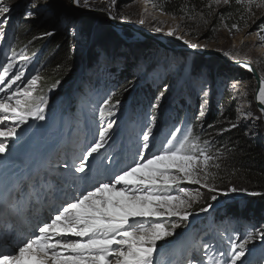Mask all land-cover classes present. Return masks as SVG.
<instances>
[{
  "label": "rangeland",
  "instance_id": "rangeland-1",
  "mask_svg": "<svg viewBox=\"0 0 264 264\" xmlns=\"http://www.w3.org/2000/svg\"><path fill=\"white\" fill-rule=\"evenodd\" d=\"M33 2L37 4L36 8L31 7ZM68 2L0 0V5L10 7L6 17L7 23L2 25L4 35L0 37V73L4 72V65L8 63V58L12 57L10 38L15 22L20 18L29 23L45 24L52 32L67 34L72 42L71 51L75 57V74L68 82L66 91L46 105L43 121L30 119L27 124L17 129L18 135L9 142L7 154L5 153L7 157L9 151L15 149L20 142L33 146L30 140L38 138L42 129L48 127V131L43 134H52L48 143L55 155L46 176L52 172L56 180L49 179L46 184L43 174L33 177L27 186L34 194L43 198L51 195L48 183L53 184L52 188L57 190L66 188L68 194L73 193V197L80 188H83V192L91 187V184L80 181L73 183L71 177L79 174L73 172L72 165L74 160L79 164L76 157L82 156L83 148L98 138L101 125L99 112L98 117L92 118L89 107L92 104L90 97L95 98L99 93L96 88L87 89V85L92 79H102L104 75L108 79H111L113 74L116 76L119 73L120 78H123L124 73L128 75L125 91V94H129L128 98L133 95L139 97L146 89L150 91L151 98L146 99L145 103L147 102L153 111L148 118L143 117L140 112L135 123L130 122L126 109L120 114L106 117V122L114 121L111 139L100 153L90 158L91 171L88 175L96 180L105 179L106 169L116 172L131 166L139 159L137 153L142 145V133L148 127H153L150 137L152 147L146 155L150 157L160 150L169 134L175 130L173 121L177 118V113L186 106L191 111L198 133L203 137L201 143L207 139L211 147L215 148L216 140L219 142L217 136L224 132L223 129H232L231 123L234 122L237 124L236 128L244 131L254 142L264 145V118L253 104L252 79L244 80L240 72L244 71L243 69L234 68L224 61H246L254 66L260 80L264 78V10L252 7V15L249 16L248 10L235 0H230L229 5L221 6H209L210 0H204V3L201 2L195 9L199 14L184 11L183 18H175L158 11L156 4L150 0H90L89 9L77 8ZM108 9L117 17L115 21L139 26L142 28L140 31L147 32L153 40L162 42L166 49H161L152 41L141 39L128 30L112 29L108 24ZM224 9L228 12L223 13ZM29 11L34 15L26 18ZM85 11L92 13L85 14ZM68 16L82 26L78 35H73L72 29L65 27L61 22ZM141 19L144 20L143 25L139 23ZM157 27L161 28L160 32L155 31ZM169 31L174 34L167 35ZM177 36L180 39H177ZM185 41L197 44L198 47L192 49ZM213 53L222 57H206ZM29 56L28 54L25 57L29 59ZM28 59L23 60L19 56L14 58L13 67L5 77L6 81L18 72L23 75L21 81H17L10 91L23 87L29 79L36 76V69L33 70L32 67L29 72H25L35 61ZM183 67H194L198 72L203 70V75L190 77L181 71ZM4 87L6 84H0V88ZM205 91L208 93L207 97L204 96ZM2 96L3 92H0V97ZM158 96L159 101L156 99ZM72 97L76 99L74 110L77 115L67 111L68 101ZM205 101L207 103L204 104V116L197 120L201 104ZM225 106L228 109H225ZM219 129H222V132H218ZM21 133L24 137L19 141ZM3 156H0V159ZM64 164H67L68 168L63 167ZM61 174L63 176H60ZM33 182L38 183L32 187ZM215 186L218 190L216 193H208L207 189L187 182L174 187L173 195H179L180 188L189 192L199 191L203 195L199 202L193 204V215L189 221L176 228L173 236L158 242L154 264H180L182 259L183 262L188 259L207 261L211 257L224 259L225 257H220V253H228L231 240L243 238L248 231L264 230V217L262 221L251 220L242 211L230 214L226 221L220 220V225L215 224V219L210 216L226 207L238 208L248 198L244 192L221 195L219 193L226 192L227 189L220 190L216 181ZM19 187L15 196L21 192ZM212 195L217 196L215 201L211 200ZM209 204L212 207L207 212H194L195 209L207 207ZM59 205L48 200V216ZM175 219L172 218V221ZM203 244L209 245L207 255L201 247ZM247 247L244 264H264V242L257 239Z\"/></svg>",
  "mask_w": 264,
  "mask_h": 264
},
{
  "label": "snow or ice",
  "instance_id": "snow-or-ice-1",
  "mask_svg": "<svg viewBox=\"0 0 264 264\" xmlns=\"http://www.w3.org/2000/svg\"><path fill=\"white\" fill-rule=\"evenodd\" d=\"M235 2L247 9L249 16L252 15V7L264 10V0ZM69 4L77 8H90V0H69ZM229 4L230 0H210L209 6ZM31 7L36 8L37 4L33 2ZM106 11L108 19L117 18L110 9ZM9 12L10 7L0 5V37L4 35L2 25L7 23ZM33 15L34 13L29 11L26 18ZM61 22L65 27L72 29L73 35H78L82 27L70 16ZM139 23L143 25L144 20L141 19ZM155 31L160 32L161 28L157 27ZM173 34V31L167 33L169 36ZM45 35L52 36L54 33L47 32ZM177 39L180 37L177 36ZM188 47L196 49L198 45L188 43ZM14 57L15 52L4 65V72L0 73V84H6V87L0 88V92H3L0 97V156L5 155L9 142L17 137V129L21 125L27 124L30 119H45L44 112L48 103L46 96L35 94L39 75L33 76L23 87L10 91L17 81H21L23 75L18 72L6 81L5 77L13 67ZM21 59L28 58L22 55ZM241 67L254 71L248 62L241 63ZM181 71L190 77L203 75V70L198 72L194 67H183ZM207 95L205 91L204 96ZM156 99L159 101L160 97ZM257 99L264 105V78L260 80ZM119 103L117 100L113 104L111 96L103 101L99 108L101 125L98 138L83 148L82 156L76 157L79 160L78 165L75 160L73 162L72 170L79 174L71 177L73 183L80 181L91 184L90 188L65 200L44 221L37 223L35 231L38 235H25L24 230L28 227L27 207L24 215L5 211L0 221L6 237L0 243V264H154L158 242L173 236L176 228L189 221L193 215V204L199 202L203 195L199 191L189 192L183 188L179 189V195H173L174 187L187 182L207 189L208 193L218 191L215 181L221 170V163L217 161L221 160L223 152L217 149L213 153L210 141L205 139L201 143L199 135H193L192 127H188L182 136L177 135L181 130L175 129L169 134L170 138L166 139L162 148L150 157L146 152L152 147V127H148L142 133V145L137 153L139 159L131 166L116 172L106 169L107 175L103 180L89 176L90 158L100 153L111 139L114 121L106 122V117L116 115L115 109ZM205 103L207 101L201 104L197 120L204 116ZM261 117H264V108L261 109ZM236 127V123H231V128ZM63 167L68 168V165L64 164ZM211 169L217 171L213 172ZM238 191H244L250 197L261 195L259 192L236 187H229L226 192L219 194L228 195ZM216 199V195L211 196L212 201ZM9 200L19 203L15 197L9 196L4 202L5 208ZM211 207L209 204L200 211L207 212ZM149 217L153 219H148ZM172 218H176L174 222ZM257 239L264 242V230L248 231L243 238L231 240L228 253H220V257H225L224 259H189L187 264H244L247 246ZM201 247L207 255L209 245L203 244Z\"/></svg>",
  "mask_w": 264,
  "mask_h": 264
},
{
  "label": "trees",
  "instance_id": "trees-1",
  "mask_svg": "<svg viewBox=\"0 0 264 264\" xmlns=\"http://www.w3.org/2000/svg\"><path fill=\"white\" fill-rule=\"evenodd\" d=\"M150 1L156 4L158 11L175 18H183L184 11L199 14L200 12L195 9L201 2L204 3V0ZM222 12H228V10L224 9ZM47 32H52V30L45 24L29 23L20 18L13 27V35L10 38V50L11 56L15 52L14 58L29 54L28 60L35 59L25 72H29L30 67L33 70L36 69V75H39L40 79L35 94L37 96H46L47 104H49L54 98L60 97L66 91L68 82L73 79L75 74L76 64L75 57L71 51L72 42L68 35L53 32L54 35L46 36L45 33ZM240 72L244 80H250L246 72ZM105 76L97 81L92 79L87 85V89L96 88L99 93V96L93 98V104L91 105L93 108L89 110L92 118L98 116V109L109 96L112 97L113 104L117 100L120 102L115 109L116 114H120L126 109L131 121H134L136 117L139 118L140 112L145 118L151 117L153 110H151L147 102L145 103L146 99L151 98L150 91L146 89L145 92L142 91L143 95L140 94L139 97L133 95L132 98H128L129 94H125L128 86V80H126L128 75L124 73L123 78H120L118 73L116 76L114 75V79H112V76L111 79L105 78ZM54 84L56 87L53 88ZM81 94L84 93L81 92ZM127 106L128 108H126ZM225 109L228 108L225 106ZM191 116V111L187 106L177 113V118L173 121V124H176V129L179 128L181 130L177 135L182 136L188 127H192L193 135H199L200 140H203ZM156 121L155 117V123ZM218 132H222V129H219ZM217 139L219 142L216 140L215 148H212V152L215 153L217 149L223 152L221 160L217 161L221 163V170L218 172V178L216 179V184L220 186V190L236 187L242 190L259 192L261 195L256 197L248 196L247 201H244L240 207H226L210 217L215 219V224L220 225L222 224L220 220L225 219L223 221H226L230 214L242 211L247 218L262 221L264 217V145L254 142L239 128L224 131L217 136ZM212 171L216 172L217 170L212 169ZM238 192L242 193L244 191ZM200 209H195L194 212Z\"/></svg>",
  "mask_w": 264,
  "mask_h": 264
},
{
  "label": "bare ground",
  "instance_id": "bare-ground-1",
  "mask_svg": "<svg viewBox=\"0 0 264 264\" xmlns=\"http://www.w3.org/2000/svg\"><path fill=\"white\" fill-rule=\"evenodd\" d=\"M134 27L137 30H142L137 25H134ZM119 30V29H117ZM259 93V92H258ZM258 96V94H257ZM38 128V126L36 127ZM48 131V127L45 126L42 129V132L38 138H33L30 140L31 145H23L22 142L13 150H10L6 156V154L0 159V193L6 187L8 189V192H13V187L16 186L18 183H20L25 177L29 176L30 174L29 169L31 168V164L35 161L37 163L41 161H46L47 159L51 158L53 154L51 152H48L44 150L45 148H49L50 145L48 143L49 139L51 138L52 134L44 133L43 132ZM24 137V134H19V141H21ZM57 168V167H52ZM7 184V185H6ZM6 185V186H5ZM20 190L22 193L12 196L15 197L19 203H16V205H13V201L9 200L7 204V208H5V200H0V221H2L3 215L5 211L8 212H18L22 215V213L25 212V208L27 207L29 214L27 217L28 220V227L25 228V235L28 234H37L38 232L35 231V225L41 221H44L47 218V214H44L42 218L36 220V216L31 213V210H33V205L39 204L40 199L39 196L34 194L33 191H31L27 184L20 185ZM44 206H46V203H43L40 205V209L43 210ZM1 224V223H0ZM35 224V225H34ZM3 230V229H2ZM5 233L4 231H0V243H2L5 240ZM68 239H77L75 237H67Z\"/></svg>",
  "mask_w": 264,
  "mask_h": 264
},
{
  "label": "water",
  "instance_id": "water-1",
  "mask_svg": "<svg viewBox=\"0 0 264 264\" xmlns=\"http://www.w3.org/2000/svg\"><path fill=\"white\" fill-rule=\"evenodd\" d=\"M68 2V0H67ZM69 4V2H68ZM70 5V4H69ZM85 14H90L92 13L91 11H85L84 12ZM108 24L110 25V27L114 30H128L130 33H134L136 35H138L139 37H141V39H145V40H148V41H152L153 43H155L159 48L161 49H166V46L160 42V41H157V40H153L148 34L147 32H144V31H140V30H137L134 26L132 25H128V24H125V23H122V22H118V21H115V20H110L108 19ZM191 55H198V54H195V53H191ZM213 55H216L218 57H222L220 54H208L206 55L207 56H213ZM226 64L228 65H231L233 66L234 68H241L243 69L248 75L249 77L252 79V82L254 84V91H253V104L255 106V108L261 113V109L264 108V105H261L257 99V94L259 92V86H260V78H259V75L256 71V69L254 68L253 65H251L249 63V65L254 69V71H248L246 68L244 67H241V63L243 62H246V61H228V60H224ZM264 118V117H263Z\"/></svg>",
  "mask_w": 264,
  "mask_h": 264
}]
</instances>
